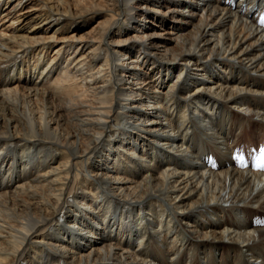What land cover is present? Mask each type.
Masks as SVG:
<instances>
[{"label":"bare ground","instance_id":"1","mask_svg":"<svg viewBox=\"0 0 264 264\" xmlns=\"http://www.w3.org/2000/svg\"><path fill=\"white\" fill-rule=\"evenodd\" d=\"M244 1L0 0V264H264V172L199 161L264 130Z\"/></svg>","mask_w":264,"mask_h":264},{"label":"rangeland","instance_id":"2","mask_svg":"<svg viewBox=\"0 0 264 264\" xmlns=\"http://www.w3.org/2000/svg\"><path fill=\"white\" fill-rule=\"evenodd\" d=\"M34 2H36L35 4H38V5H36V6H34V7H29V6H26V8L23 6L22 8H24L23 9V11H21V13H17V12H15L13 15L11 14L10 16L13 18H17V16H19L18 18H20V17H22V18H20V20H19V22L18 23H25L26 22V20H27V18H25V16H29V15H31V14H33V13H38V11L40 10V9H38L41 5H43L44 3H42L41 2V0L40 1H38V0H32V3H34ZM13 7V4H11V5H8V7L4 10V11H6V10H9V9H11ZM35 9V10H34ZM28 10V11H27ZM10 12H11V10H10ZM23 12V13H22ZM23 14V15H22ZM36 15V14H35ZM9 16V15H8ZM33 16V15H32ZM0 18H1V15H0ZM7 20V16L4 18V20H1L0 21V24L1 23H3V25H1V27H4V26H12L11 24L12 23H14V25L15 24H18L17 22L15 23V21L14 22H12L10 19V21L8 20V21H6ZM94 20H95V18L94 19H92L91 21H90V23H88V25H87V27H89V26H91V24H93L94 23ZM22 21V22H21ZM24 21V22H23ZM92 22V23H91ZM180 22V20L179 21H177V23H179ZM90 24V25H89ZM158 28V27H157ZM88 29V28H87ZM240 138H242V137H240Z\"/></svg>","mask_w":264,"mask_h":264}]
</instances>
